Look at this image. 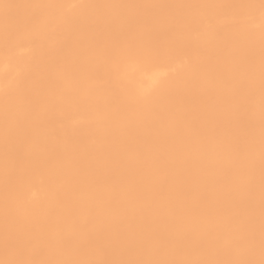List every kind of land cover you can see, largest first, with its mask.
Segmentation results:
<instances>
[{"label":"bare ground","instance_id":"1","mask_svg":"<svg viewBox=\"0 0 264 264\" xmlns=\"http://www.w3.org/2000/svg\"><path fill=\"white\" fill-rule=\"evenodd\" d=\"M0 264H264V0H0Z\"/></svg>","mask_w":264,"mask_h":264}]
</instances>
